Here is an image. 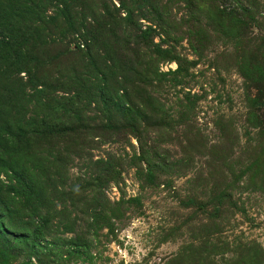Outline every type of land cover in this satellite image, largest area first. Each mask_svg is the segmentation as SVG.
<instances>
[{
    "label": "rangeland",
    "instance_id": "1",
    "mask_svg": "<svg viewBox=\"0 0 264 264\" xmlns=\"http://www.w3.org/2000/svg\"><path fill=\"white\" fill-rule=\"evenodd\" d=\"M0 264H264V0H0Z\"/></svg>",
    "mask_w": 264,
    "mask_h": 264
}]
</instances>
